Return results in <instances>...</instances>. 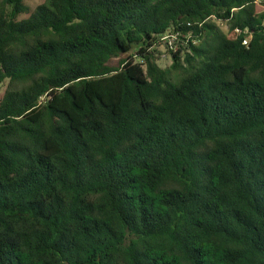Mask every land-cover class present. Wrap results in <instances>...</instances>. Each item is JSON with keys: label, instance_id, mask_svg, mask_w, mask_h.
<instances>
[{"label": "trees", "instance_id": "1", "mask_svg": "<svg viewBox=\"0 0 264 264\" xmlns=\"http://www.w3.org/2000/svg\"><path fill=\"white\" fill-rule=\"evenodd\" d=\"M260 1L0 2V264H264Z\"/></svg>", "mask_w": 264, "mask_h": 264}, {"label": "rangeland", "instance_id": "2", "mask_svg": "<svg viewBox=\"0 0 264 264\" xmlns=\"http://www.w3.org/2000/svg\"><path fill=\"white\" fill-rule=\"evenodd\" d=\"M2 0H0L1 2ZM46 2V0H25V5L29 8L30 13H33L39 6H41L42 4H44ZM259 6L262 8L260 9V12H264V0H261L259 2ZM29 15H22L20 17V19H26L28 18ZM213 23L216 24V26L224 33H228L229 32V25L226 22L223 21H217L215 19L212 20ZM169 41V45L167 46L166 44H163L162 46H160L158 48V53L156 54L157 57L160 59L159 60V65L166 69V68H170L171 65L173 64V57L171 55V51L173 50L174 52H177L178 50V46H177V39L176 37H171ZM176 41V43H175ZM121 59H116L114 61H112L111 65L112 66H118L120 63ZM7 86L6 85H1L0 86V99L4 96L5 92H6Z\"/></svg>", "mask_w": 264, "mask_h": 264}, {"label": "built area", "instance_id": "3", "mask_svg": "<svg viewBox=\"0 0 264 264\" xmlns=\"http://www.w3.org/2000/svg\"><path fill=\"white\" fill-rule=\"evenodd\" d=\"M244 44L247 45V42L245 41Z\"/></svg>", "mask_w": 264, "mask_h": 264}]
</instances>
